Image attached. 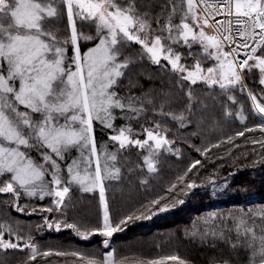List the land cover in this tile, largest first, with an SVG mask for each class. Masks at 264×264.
I'll list each match as a JSON object with an SVG mask.
<instances>
[{
    "label": "snow or ice",
    "instance_id": "6c2138e0",
    "mask_svg": "<svg viewBox=\"0 0 264 264\" xmlns=\"http://www.w3.org/2000/svg\"><path fill=\"white\" fill-rule=\"evenodd\" d=\"M249 115L259 123L248 127ZM234 121L243 130L196 151L238 148L245 137L260 145L254 163H264V0H0V254L24 253L20 264H194L178 252L121 256L110 240L204 187L200 160L119 218L106 183L160 174L182 155L185 131L188 143ZM208 183L213 194L227 185ZM77 191H98L96 226L69 216ZM46 198L48 206L32 203ZM33 214L43 220L36 232L99 235L109 250L41 248L20 219ZM183 235L228 250L208 264H264V204L211 211Z\"/></svg>",
    "mask_w": 264,
    "mask_h": 264
},
{
    "label": "trees",
    "instance_id": "16d2710c",
    "mask_svg": "<svg viewBox=\"0 0 264 264\" xmlns=\"http://www.w3.org/2000/svg\"><path fill=\"white\" fill-rule=\"evenodd\" d=\"M69 54H71V51ZM238 123L239 126H236L238 128L233 129H227L228 123H221L220 127L215 130L205 129L200 136L191 137L188 143H183V139L188 137V133L185 134V131V136L181 137L179 143L182 155L168 157L160 174L147 177L133 175L131 178L125 177L123 182L106 183V196L109 200L110 211L113 213L114 218H119V216H123L130 210L139 207L142 202L147 203L149 199L162 194L168 183L174 181L178 175L183 174L186 168L195 160H200L205 165L200 168L199 176L195 177L198 183L205 185L204 187L196 189L195 194L184 197L185 203L183 205H178L167 213L154 216L151 220L129 224L125 231L116 233L111 238L110 248H115L117 254L121 256L152 257L178 252L183 256H188L194 261V264H208V259L211 256L227 255L228 250L223 246H221L223 248L222 252L212 248L199 247L196 243L186 240L183 233L195 218L205 216L211 211H229L245 206L264 204V163H254V161L260 159L261 149L259 144L253 145L250 142H245V137H239L236 143L241 146L238 148L224 144L219 148H212L207 156H202L196 151V148L203 149L226 136H234L237 132L243 130L245 126H240V122ZM246 123L248 127H252L259 123V119L252 121L248 119ZM260 135L259 131L245 133L246 137L252 138H259ZM210 136H213V138L208 141ZM227 149H231V155L228 154ZM218 157H224V159H218ZM131 159L135 160V155ZM210 176L215 178L217 186L224 185L227 181L224 190L216 191L213 194L214 186L208 183ZM145 178L149 180L148 186L140 183ZM138 179L140 180L137 181ZM79 198L94 203L96 220L94 224H88L87 226H96L102 216L98 191L96 193L74 192L73 202L78 201ZM129 199L134 201L130 203L127 209L122 211V214L118 213L119 203ZM50 200L51 198H46L44 201L33 200L32 203L43 207L48 206ZM13 215L16 214L13 213ZM44 215L48 214L45 213ZM58 215V213H54L49 218L53 219ZM83 217L85 216L83 215ZM20 219L26 222L25 231L28 228L33 229V235L41 248L78 249L95 255L106 252L103 245L105 238L102 236L94 235L88 240H84L74 235L71 230L67 232V229L60 232L43 229L42 231H46L48 234L41 235V232L35 231V226L43 224L40 215L33 214L32 216L20 217ZM55 240L57 241L55 242ZM0 258L4 259L6 264H20L24 259V253L12 252L6 256L0 254ZM52 259L56 260L57 258L53 257Z\"/></svg>",
    "mask_w": 264,
    "mask_h": 264
},
{
    "label": "rangeland",
    "instance_id": "374dc122",
    "mask_svg": "<svg viewBox=\"0 0 264 264\" xmlns=\"http://www.w3.org/2000/svg\"><path fill=\"white\" fill-rule=\"evenodd\" d=\"M247 107H248V105L246 104L245 105V108L247 109ZM249 119H250V121L255 120V119L258 120V118L252 117L251 115H249ZM238 122L237 121H234V122L228 123L227 124V129H233L236 126H239V123ZM235 124H237V125H235ZM240 126H245V125L240 123ZM236 128H238V127H236ZM187 133L188 132L186 131L185 134H187ZM185 134H183V136H185ZM212 138H213V136H210V138L208 139V141H210V139H212ZM139 180L140 179H138L137 181H139ZM133 201L134 200H132V199L126 200L124 202L121 201L119 203V205H118V208L119 209L117 210V212L120 213V214H122L123 213L122 211H124L125 209H127V207L130 206V203L133 202ZM73 205H74V209L72 210L73 212L70 211V213H69V216L70 217H72L73 219H76V220L82 222L83 224L85 223L86 225H88V224L92 225V224L95 223L94 221L96 220V212H95V209H94V207H95L94 206V203L89 202L86 199H83V198L80 199L79 198L78 201H76V202L74 201L73 202ZM101 208H102V205H101ZM114 208H115V204H114ZM116 209H117V207H116ZM83 215L85 217H83ZM35 222H37V221H35ZM45 230L52 231V230H48V229H45ZM67 232H70V230L69 231L67 230ZM45 234H48V233H46V231H41V235H45ZM66 238H68V237H66ZM66 238H64V239H66ZM56 241L57 240H55V242ZM178 248H179V246H178ZM105 250L108 251L109 249H105Z\"/></svg>",
    "mask_w": 264,
    "mask_h": 264
}]
</instances>
